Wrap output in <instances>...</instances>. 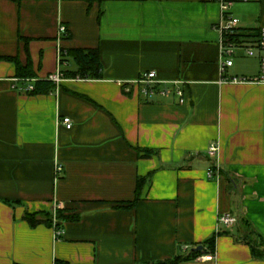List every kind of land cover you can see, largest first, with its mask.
<instances>
[{
    "label": "crops",
    "instance_id": "0c3cea01",
    "mask_svg": "<svg viewBox=\"0 0 264 264\" xmlns=\"http://www.w3.org/2000/svg\"><path fill=\"white\" fill-rule=\"evenodd\" d=\"M226 1L241 30L264 28V0ZM221 20L210 0H0V58L48 79L62 51L96 49L104 69L30 95L34 81L0 61V264H155L217 233L214 255L185 264H264L238 241L242 221L264 240V85L223 82L256 77L259 58L240 52L223 76ZM67 59L60 70H77ZM147 72L183 82L185 102L144 95ZM150 174L137 206L118 207ZM56 203L60 238L25 220ZM223 214L238 223L221 225Z\"/></svg>",
    "mask_w": 264,
    "mask_h": 264
},
{
    "label": "trees",
    "instance_id": "16d2710c",
    "mask_svg": "<svg viewBox=\"0 0 264 264\" xmlns=\"http://www.w3.org/2000/svg\"><path fill=\"white\" fill-rule=\"evenodd\" d=\"M259 30H241L240 28L235 31V33L230 36L232 40L237 42H247L251 39L258 37ZM27 41V40H26ZM62 62L67 63L68 57H71L77 64V70H61L63 74V79H72V80H102L104 78L103 65L100 60L99 51L96 49H73L69 51H62ZM11 61L16 65L17 68V77L20 78V81L26 83L27 81H34L33 90L27 92L30 95H46L56 91L58 85L53 82L51 79H37L34 71L32 70V63L29 60L26 66H23L18 58H0V61ZM152 154L149 151L144 152L143 157H151ZM220 175L221 172H220ZM152 179V174L145 178H139L137 181V191L135 200L131 203L119 204L118 207H123L125 209H132L137 206L139 203L143 188L147 182H150ZM63 211L58 212L59 219H65L62 214ZM25 220L32 226L36 227L41 224L52 226L54 224L53 212L46 213L43 216L38 214L27 213L25 215ZM238 223V222H237ZM242 227L244 229L242 237H239L238 241L246 243L250 246L252 256L257 260H264V240L259 236L250 226L247 221H242ZM221 233H217L211 239L207 240L202 245L197 246L196 248L202 246L201 251H196V248H192L190 251L181 253L171 260L164 262H158L155 264H185L197 261L199 258L208 255H214L216 253V240ZM188 249V248H187ZM57 264H68L64 262H57Z\"/></svg>",
    "mask_w": 264,
    "mask_h": 264
},
{
    "label": "built area",
    "instance_id": "2783aa9c",
    "mask_svg": "<svg viewBox=\"0 0 264 264\" xmlns=\"http://www.w3.org/2000/svg\"><path fill=\"white\" fill-rule=\"evenodd\" d=\"M212 2H217L221 6L222 11V20L218 25V30L221 32V72L222 75L226 73L228 68L233 67L234 58L238 56L240 52H244L245 55L249 58H259V74L254 78H240L235 77L228 79L223 77V82H232V83H245L249 82L256 85H264V28H261L258 32V37L255 39H251L247 42H237L232 40L230 36H232L237 29H239L240 21L231 15V7L232 3L226 0H210ZM60 35L63 37L68 36L67 27L62 25L60 27ZM62 54L60 53L59 57V70L56 74L51 75L49 79L55 82L58 86L63 81V74L60 70L65 63L62 62ZM183 82H175L169 86V84H164L163 82L158 80V76L156 72H147L141 75V77L137 81V85L140 86L142 93L146 96H153L155 94H160L162 96H169L171 93H174L179 97V101L181 104L185 102L184 98V86ZM164 87L161 88V86ZM172 87V88H171ZM33 90V87L26 89V92ZM61 123L65 125L68 129L73 127V122L70 118H63ZM219 150V147L216 144H212L209 148L208 154L210 156L215 155ZM56 176L59 178L63 172L64 167L58 165L56 167ZM216 176L220 177L219 169H211L208 172L209 179H215ZM63 210V206L60 203H56L53 208V220L54 225L56 226L55 234L57 238H60L63 234V229L58 225L59 218L58 212ZM238 220L236 217L230 214H223L219 217V223L226 227L233 226L237 224ZM187 250V249H185ZM214 259V257H211Z\"/></svg>",
    "mask_w": 264,
    "mask_h": 264
},
{
    "label": "water",
    "instance_id": "95a60500",
    "mask_svg": "<svg viewBox=\"0 0 264 264\" xmlns=\"http://www.w3.org/2000/svg\"><path fill=\"white\" fill-rule=\"evenodd\" d=\"M202 249H203V247L200 246V247L196 248V251H201Z\"/></svg>",
    "mask_w": 264,
    "mask_h": 264
},
{
    "label": "rangeland",
    "instance_id": "374dc122",
    "mask_svg": "<svg viewBox=\"0 0 264 264\" xmlns=\"http://www.w3.org/2000/svg\"><path fill=\"white\" fill-rule=\"evenodd\" d=\"M251 64H253L254 62H250Z\"/></svg>",
    "mask_w": 264,
    "mask_h": 264
}]
</instances>
